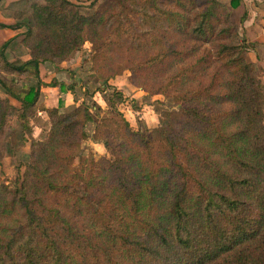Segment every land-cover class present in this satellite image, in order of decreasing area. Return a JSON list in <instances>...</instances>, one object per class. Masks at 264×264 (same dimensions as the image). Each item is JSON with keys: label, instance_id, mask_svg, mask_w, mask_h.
Wrapping results in <instances>:
<instances>
[{"label": "trees", "instance_id": "1", "mask_svg": "<svg viewBox=\"0 0 264 264\" xmlns=\"http://www.w3.org/2000/svg\"><path fill=\"white\" fill-rule=\"evenodd\" d=\"M159 1L165 5L160 10L167 27L143 31L137 46L121 47L110 38L114 25L121 23V8L131 9L126 0H117L118 10L110 4L91 14L75 9L71 0H45L33 5L31 20L12 25L21 30L19 37L30 58L11 61L6 57L11 41L0 45V85L21 102L15 107L10 97L0 98V129L15 109L26 135L31 133L42 81L19 88L16 79L25 73L39 78L41 63H59L65 53L79 49L85 41L92 43L95 61L101 55L109 57L112 49L115 59L125 57L133 80L148 75L159 81L164 66L183 65L182 75L192 76L195 82L174 91L183 106V120L155 140L120 118L121 110L97 123V139L103 138L107 126L122 124L120 146L125 154H116L115 160L104 158L97 168L100 174H90L92 182L82 195L69 193L70 187L58 175L64 173L61 166L75 159L70 153L89 137V107L82 102L69 111L48 110L51 126L46 139L32 138L30 160L23 173L18 169L17 188L4 185L0 195V264L8 256L13 264H264V94L257 67L243 55L247 47L233 31V11L241 0L151 3L159 8ZM112 19L116 23L108 30ZM161 36L171 41L166 54L159 57ZM189 38L215 45L218 58H212L203 43L194 50L187 48ZM189 57L192 60L187 62ZM208 96L214 102L211 109L197 102ZM216 153L225 155L240 173L224 168ZM126 156L138 164L141 158L151 166L165 164L163 177L133 185L128 165L122 161ZM91 162L95 169L98 162ZM165 171L176 175L174 191L167 194L162 186L170 184L164 180ZM68 193L91 205V212L101 219L100 229L86 218L71 217L51 206V197L56 201ZM142 193L152 221L138 214ZM106 199L128 205L131 215L110 219V211L118 210ZM169 199L163 208V200Z\"/></svg>", "mask_w": 264, "mask_h": 264}, {"label": "rangeland", "instance_id": "2", "mask_svg": "<svg viewBox=\"0 0 264 264\" xmlns=\"http://www.w3.org/2000/svg\"><path fill=\"white\" fill-rule=\"evenodd\" d=\"M71 1L75 4V9H79L87 14L102 10L110 4H115V8L118 10L117 0ZM221 1L230 3L231 0ZM243 1L245 5L233 11V31L238 37V40H243L247 47L243 55L248 60L253 61L257 67V78L261 81L260 90L262 94H264V41L261 43L256 39L257 37L264 38V31L263 34L258 31L256 32V27H259V24H257V22L255 23L261 16V22L264 24V0ZM126 2L129 3L131 9L121 8V23L120 25L117 24L118 27L114 25L113 33H111L110 37L118 46L124 47L127 44L137 46L140 39L139 35H142L143 31L153 30L154 26L160 27V29H165L167 27V21L165 20L166 15L160 10V8H164V3L159 1L158 8L154 7L151 0H126ZM34 4H45V0H23L22 9L19 10L20 13L23 14H19V22L31 20V15H29V13H32ZM253 6L255 10L260 11L252 13V10H254ZM248 14L249 16L247 17ZM250 14L252 18H254L255 25L250 24L247 26V19L250 17ZM112 22H114V24L116 23L113 19L110 20L107 25L108 30H111ZM157 33L160 32L157 31ZM188 40L190 42L187 48H192V50H194L196 46H199L200 43H203L200 41L194 42L190 38ZM148 41L149 39H144V42ZM151 41L153 42L152 39ZM170 41L171 38L163 39L162 36L159 37V44H162L158 48L159 57L166 54ZM152 45L153 44H150V46ZM202 48L209 50L212 58H218L215 53V45L212 43H203ZM26 49L29 53V49L27 47ZM110 53L109 57L101 55L100 59L95 61L93 59L94 50L92 43L90 41H85L79 49H74L67 54L65 53L63 59L60 60L59 63L54 64L52 62H45L49 65L54 64V66L58 68V75L60 76V80L55 78L48 83L49 85H46L55 86L59 85V83L65 84L64 82H68L70 84L68 88L70 89H67L65 84L60 86V90L64 92L70 90V93L75 96V100H78V104L84 102L88 105L89 112L92 115V120L86 124V131L89 137L80 143L79 148L77 147L73 153H70L75 156V159L71 164L61 166V170L64 173L58 175L61 183H67L70 187L69 193L76 192L82 195L84 193V187L92 182L90 178L93 177H90V174L95 176L100 174L97 168L104 161V158L115 160L116 154L119 156H124L125 154H123V150L120 146V144L123 143V138L121 136L123 129L120 126L122 124L112 123V125L106 127L103 138L97 139L94 136L97 123L102 122L104 118H109L113 111L118 112L121 110L122 117L120 116V118L127 120L134 130L143 131L150 136L152 140H155L161 137L167 129L176 128L183 120V106L177 100L176 95L173 94L174 91H178L179 88L185 89L195 82V78L192 79V76L187 78V74L182 75L184 70L181 69L186 66L178 64L184 59L176 62L178 65L176 68L173 65L171 67L164 66L159 73L161 76L159 81L149 78L148 75H142L136 78V80H133L132 71L127 67L129 66L127 59L120 56L115 59L113 56V49ZM186 56L187 53L185 57ZM186 60L190 62L192 57ZM113 72H115L116 75L113 74L114 76H112L111 74ZM171 78L176 83H171ZM38 79V83H33L32 85H38L39 82L42 81L41 78ZM185 82L186 84H184ZM43 83L42 81V84ZM25 85H28L26 81L18 82L19 88ZM115 90H117L120 95L113 93ZM162 90L168 91V95ZM121 94L123 97H121ZM118 96L122 98L119 102L117 100ZM197 102L200 106H208L207 109H211L214 105V102L209 96ZM44 104L45 103L40 105L39 108L45 109ZM48 104L51 107L50 102ZM78 104L66 109L64 103L62 101L59 102L60 107L65 108L60 109L62 111L72 110L77 107ZM47 113L48 110L46 114L43 113L38 115L40 121L36 119L35 125L38 126V131L36 130L37 135H34V131L31 128V133L27 136L17 111L15 109L10 110L6 118V124L0 129V195L3 192L4 185L10 189L17 188L19 184L18 169L21 168L23 173L26 168L25 165L30 160L29 155L31 152L32 138L40 141L46 139L51 126L50 122L48 128L45 129L48 125ZM9 123L10 126L8 127ZM43 129H45L44 132ZM109 140H113L114 143L107 144L106 142ZM211 151H214V149ZM131 153L140 155V153L136 151H131ZM214 156L219 158L224 168L235 174L240 173L236 167L230 166L225 155L223 158L217 153ZM132 159L133 158L126 156V158H122V161L128 165L130 178L134 183L133 185H140V180H146V183H148L153 181V178L159 181V179L163 177L161 168L162 166H166L165 164L151 166L146 163L145 159L142 160L141 158L139 160L140 164L132 161ZM92 160L99 164H97L95 169L91 162ZM103 173L104 172H102V174ZM164 174L167 175V177H164V180H167L170 184L165 183L162 185L165 186L166 189V192L162 191V193L165 192V194H167V192H170V189L174 191L175 185L173 180L176 178V175L170 173V171H165ZM20 177L22 178V175ZM157 185L161 186L159 182ZM167 188H169V191ZM69 193L65 196L57 197L56 201L51 197L49 200L51 206L59 207L71 217L77 215L79 219L86 218L90 222H94L95 225L97 224L96 230L100 229L102 225L101 222L98 223V220L101 219H96V216L91 212V205L84 200H76V198ZM117 199L120 200L119 198ZM170 199L168 201L163 200V208L169 205ZM106 201H109V206L111 208L117 206L118 210L117 212L110 211V219L113 217L115 220L117 218L116 216L129 217L131 215L128 205L125 206L123 202L118 203L116 200H114L115 202H111V200L108 199H106ZM92 205L94 206V203ZM80 210H83L82 213L86 214L81 215V213H79ZM138 214L149 221L153 220L152 215L148 213L147 207L144 204L143 193L141 195ZM8 220H11V218L9 217ZM5 264H13L9 256L6 257Z\"/></svg>", "mask_w": 264, "mask_h": 264}, {"label": "crops", "instance_id": "3", "mask_svg": "<svg viewBox=\"0 0 264 264\" xmlns=\"http://www.w3.org/2000/svg\"><path fill=\"white\" fill-rule=\"evenodd\" d=\"M244 5H245V2L241 0V4L236 9H239L241 6H244ZM22 6H23V0H0V23L7 25V26H0V45L7 40L11 41L6 50V57L9 60L14 61V62H22L30 58L26 47L23 45V43L21 42V38L19 37V32L21 30L18 28L12 27V25H15L16 23L19 22L18 11L22 9L21 8ZM259 11L260 10H255V7H254V10H252V13H256ZM248 16L249 14L247 15V17ZM261 18L262 17L260 16L257 19V21H255V23L257 22V24H259V27H256L257 28L256 32L258 31L259 33L263 34L264 24H262ZM250 24L255 25L254 18H252L251 14H250V17L247 19L246 25L249 26ZM256 39H258L261 43L262 41H264V38L257 37ZM1 70L2 69L0 67V71ZM39 71H40L39 78H41V80L44 83L41 84L42 94H41L39 102L37 103L35 107V111H36L35 116L31 120V123L33 125L32 129L34 131V135H37L36 130L38 126L35 125V123H36V119L39 120L38 115H41L43 113L46 114L47 110L53 109L55 107L59 109H65V108L68 109L69 107H72L79 103L78 100H75L76 99L75 96H73L70 93V90L65 91V92L60 90V86L65 85V84H66L65 85L66 88L70 89L68 88L70 87L69 86L70 84L68 82H64L65 84L59 83V85H55V86L46 85L55 78L60 80L59 78L60 76L58 75L59 70L58 68L54 66V64L49 65L48 63H41L39 65ZM38 80H39L38 77L32 76V75L30 76L27 73L20 75V77L16 79L17 82L26 81L27 84H31V85L33 83H38ZM6 97H10L11 103L15 107L20 106L21 102L18 99L9 96V94L7 93V90L2 85H0V98H6ZM60 101L64 103V105L66 106L65 108L60 107L59 105ZM49 102L51 104V107L48 104ZM43 103H45L44 104L45 109L39 108V106L42 105ZM47 118H48V125L45 127V129L48 128L49 123H50L49 116ZM9 126H10V123L8 124V127ZM45 129H43V132Z\"/></svg>", "mask_w": 264, "mask_h": 264}]
</instances>
